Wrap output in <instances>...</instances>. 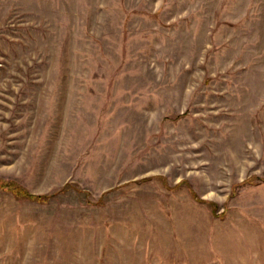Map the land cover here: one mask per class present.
Here are the masks:
<instances>
[{
	"label": "rangeland",
	"instance_id": "1",
	"mask_svg": "<svg viewBox=\"0 0 264 264\" xmlns=\"http://www.w3.org/2000/svg\"><path fill=\"white\" fill-rule=\"evenodd\" d=\"M0 264H264V0H0Z\"/></svg>",
	"mask_w": 264,
	"mask_h": 264
},
{
	"label": "trees",
	"instance_id": "2",
	"mask_svg": "<svg viewBox=\"0 0 264 264\" xmlns=\"http://www.w3.org/2000/svg\"><path fill=\"white\" fill-rule=\"evenodd\" d=\"M20 196V195H19ZM25 196L28 197V199L30 200H34V201H42V200H46L45 198H43L42 196H33V195H29L28 193H25Z\"/></svg>",
	"mask_w": 264,
	"mask_h": 264
}]
</instances>
